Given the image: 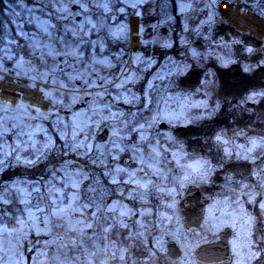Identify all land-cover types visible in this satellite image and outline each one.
<instances>
[{
  "label": "snow or ice",
  "instance_id": "obj_1",
  "mask_svg": "<svg viewBox=\"0 0 264 264\" xmlns=\"http://www.w3.org/2000/svg\"><path fill=\"white\" fill-rule=\"evenodd\" d=\"M30 2L16 35H0V264L264 257V113L229 106L235 126L194 141L158 128L215 119L227 110L218 89L239 90L245 104L264 101V83L217 76L252 56L264 70V47L232 39L220 55L217 36L205 55L193 46L192 32L209 38L199 29L161 35L172 17L161 19L166 4L155 0ZM0 5L14 12L13 0ZM178 7L183 14L191 5ZM190 75L196 84L186 87ZM219 172L223 182L210 191ZM194 189L209 195L186 225L184 197ZM226 229L227 252H196Z\"/></svg>",
  "mask_w": 264,
  "mask_h": 264
},
{
  "label": "flooded vegetation",
  "instance_id": "obj_2",
  "mask_svg": "<svg viewBox=\"0 0 264 264\" xmlns=\"http://www.w3.org/2000/svg\"><path fill=\"white\" fill-rule=\"evenodd\" d=\"M248 4L250 5L251 12L260 20L261 22V29L260 30H251V29H237L232 30L224 33H218L211 35L207 23L203 21V19L199 17H195L194 14V2L191 5V8L187 11H184L181 14L180 9L178 7L180 1L179 0H155L157 4H166V8L160 9V18L164 19L166 16L172 17L169 24H162L161 28L159 29L161 35L166 37H176L177 40L182 35H189V33L184 32L185 26L189 29H199L200 33L203 36H208L209 38L207 41L202 39L201 36H197L195 32L191 33L193 46L197 47L198 49H202L204 54L207 55L209 51L213 39L217 36L220 37L218 43L222 45L220 49H218V54L223 55L225 50L223 45L226 42H230L232 39H242L248 42L249 46L252 47H264V0H247ZM152 24L157 22V18L153 17L150 19ZM175 51V49H173ZM235 52V47L232 49ZM246 55V54H245ZM250 63L254 71L250 74H245L243 72V64ZM210 71L215 72L216 68L210 66ZM217 76L220 78L221 81H236L241 79H246L253 84L259 85L264 83V70H261L257 67L255 63V57H248L247 60L243 61L240 64H234L230 66L228 69H221L217 72ZM184 84L186 87H193L196 84V77L195 75H190L189 77L184 78ZM218 94L221 96V99L226 98L227 104L225 105L226 111L222 114L217 115V117L211 121H204V122H195L190 123L187 126H184L180 123H176L174 126H169L167 122H164L158 126L159 131L161 133H170L172 136L183 140V141H194L197 138H203V136L210 131L211 128H223L228 125H234V121L231 116V107L229 106H236L240 105L242 108H247L248 114H256V117L259 118L262 113H264V101L258 100L256 103L249 102L245 104L242 99V93L239 90L235 91H224L223 89H218ZM195 99H199V97H195ZM197 110L193 109V113ZM247 122L246 120L241 121V123ZM105 131V130H104ZM103 131V132H104ZM107 131V130H106ZM102 132V133H103ZM101 133V134H102ZM101 134L98 136L100 137ZM109 135V133L107 134ZM106 135V136H107ZM104 136V137H106ZM224 172L217 173V176L214 177L215 184L212 186L213 189H216L218 185L223 182L224 179ZM199 190V189H198ZM200 193V200H202L205 196L209 195V192H202L199 190ZM187 193L185 194L184 199L189 201L190 203L186 205V207L192 211V218L195 220L196 214L199 212L198 207H193L192 205L195 203L197 199L194 197L186 198ZM186 222V217L183 216ZM187 225V224H186ZM193 227L195 225L193 224ZM199 230V229H198ZM230 230L226 229L222 231L214 241L211 242H204L200 241L201 247L196 249V252H200V249L205 248L206 250L218 254L223 255L228 250L225 248V236L229 234ZM193 239H199L197 237H193ZM228 239H231V236L228 235ZM169 244V243H168ZM167 244V246H168ZM195 258V257H193ZM254 264H264V257H261L260 260L255 261Z\"/></svg>",
  "mask_w": 264,
  "mask_h": 264
},
{
  "label": "bare ground",
  "instance_id": "obj_3",
  "mask_svg": "<svg viewBox=\"0 0 264 264\" xmlns=\"http://www.w3.org/2000/svg\"><path fill=\"white\" fill-rule=\"evenodd\" d=\"M195 0V17H201L210 29V34L237 29L260 30V20L251 12L247 0Z\"/></svg>",
  "mask_w": 264,
  "mask_h": 264
},
{
  "label": "rangeland",
  "instance_id": "obj_4",
  "mask_svg": "<svg viewBox=\"0 0 264 264\" xmlns=\"http://www.w3.org/2000/svg\"><path fill=\"white\" fill-rule=\"evenodd\" d=\"M180 3H185L186 5L190 4L192 5V3L195 0H179ZM199 1V0H198ZM222 0H219L218 3H221ZM33 5H28L25 3H20L14 6V12L10 13L8 11L7 17L10 19V22H4L3 25V30L1 35H3L5 33V31H7V34L10 36H15L16 32H17V27L16 25L18 23H21L22 18L23 19H27L28 13L26 11L27 8L32 7ZM194 6V4L192 5ZM191 8V7H190ZM188 7L185 8L184 11H187L188 9H190ZM16 13H19L20 15H16ZM1 16V15H0ZM26 31L30 30L29 28H25ZM21 43H23V41H21ZM104 130H101L98 132V135L101 134ZM0 243H3V238H0ZM2 254V253H0ZM159 264H170L169 259L167 257H161Z\"/></svg>",
  "mask_w": 264,
  "mask_h": 264
},
{
  "label": "water",
  "instance_id": "obj_5",
  "mask_svg": "<svg viewBox=\"0 0 264 264\" xmlns=\"http://www.w3.org/2000/svg\"><path fill=\"white\" fill-rule=\"evenodd\" d=\"M108 134V132L105 130L103 132V134L100 137H104ZM190 197H194V199H199L200 198V193L198 189H194L192 191V193H187L186 198H190ZM187 201V200H186ZM184 217H186V224H187V220H193L192 218H190L192 216V211H190L186 206L184 208ZM168 248H173L176 247L177 250H179V246L178 245H174L172 242L167 246ZM204 250H206L205 248L200 249V252H203ZM182 255V253H181ZM177 259H179V257H177Z\"/></svg>",
  "mask_w": 264,
  "mask_h": 264
},
{
  "label": "trees",
  "instance_id": "obj_6",
  "mask_svg": "<svg viewBox=\"0 0 264 264\" xmlns=\"http://www.w3.org/2000/svg\"><path fill=\"white\" fill-rule=\"evenodd\" d=\"M20 3H25V4H28V5H32V3L30 2V0H13V5H17V4H20ZM7 14H8V10H7V6L6 5H0V35L2 33V30H3V25H4V22H10V19L7 17Z\"/></svg>",
  "mask_w": 264,
  "mask_h": 264
}]
</instances>
